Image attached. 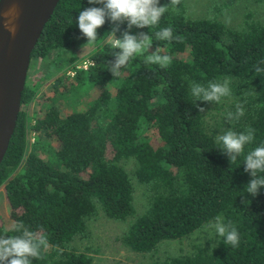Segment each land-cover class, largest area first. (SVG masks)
<instances>
[{
  "label": "trees",
  "instance_id": "trees-1",
  "mask_svg": "<svg viewBox=\"0 0 264 264\" xmlns=\"http://www.w3.org/2000/svg\"><path fill=\"white\" fill-rule=\"evenodd\" d=\"M93 6L101 5L59 0L31 57L52 54L50 61L61 57L74 67L79 59L72 49L79 38L87 42L76 21L80 11ZM126 27L121 25L117 37ZM165 27L181 39L157 40L155 32ZM112 28L107 22L98 30L91 63L75 68L73 75L66 68L57 77L59 92L32 114L29 103L43 82L33 85L26 76L14 132L0 162L10 219L6 224L0 215V236L17 235L13 226L23 221L50 245L33 264H93V256L73 247V241L86 233L98 210L115 219L132 216L121 239L141 252L221 216V222L236 226L238 247L217 235L187 253L168 255L161 264H264V187L256 197L244 192L253 177L243 164L244 155L264 144V72L254 68L264 69V21L251 12L234 24L216 14L193 16L181 0L158 26L132 28V34L149 33L152 48L117 77L107 65L115 60L105 36ZM157 48L172 58L168 67L144 63ZM225 80L231 96L220 103L194 101L192 84ZM237 103L245 112L231 123L227 112L235 113ZM151 126L156 140L147 134ZM248 128L255 130V139L231 164L215 137ZM129 157L135 159L134 176L146 187V206L137 214L134 182L122 163Z\"/></svg>",
  "mask_w": 264,
  "mask_h": 264
},
{
  "label": "clouds",
  "instance_id": "clouds-1",
  "mask_svg": "<svg viewBox=\"0 0 264 264\" xmlns=\"http://www.w3.org/2000/svg\"><path fill=\"white\" fill-rule=\"evenodd\" d=\"M90 5H101L100 7H87L79 12L77 24L79 30L84 37L87 38V44L83 45V50L89 44L95 43L98 38V30L107 22H111L113 28L106 33L107 43L113 49L111 55L115 56L114 61H108V70L114 77L120 75V70L127 67L129 62L136 59L140 55L149 53L152 48V36L147 32H139L132 34L133 27L138 29L152 28L158 26L160 20L169 11L170 7L180 5L181 0H170L169 4L161 5L160 0H88ZM4 17V27L15 35L16 19L19 11L15 5L2 13ZM126 24V29L117 37V33L121 31V25ZM155 38L159 41L171 42L173 39L179 41V36L173 35L171 27H165L155 32ZM118 51H115L117 50ZM172 58L167 54H161L157 48L151 54L144 58L145 64L159 65L166 68L170 65ZM264 63V60L260 61ZM257 73L264 72L254 66ZM229 81L222 83L210 81L205 87L203 84H192L191 95L196 99L204 101H215L220 103L222 98L231 96ZM198 107V106H197ZM203 113L205 109L200 108ZM244 107L242 104H236L235 113L229 111L227 116L229 122L239 121L244 115ZM255 130L248 128L244 132H236L227 130L222 135L215 137V140L224 153L228 155L230 163L237 161L238 157L244 155L245 146L253 143ZM245 171L249 172L253 179L246 185L244 192L256 197L261 187H264V144L253 148L244 155ZM242 195V194H241ZM249 203L247 199L241 201ZM221 216H217V223L213 229L215 234L223 238V242L227 246L238 247L240 243V235L236 226L231 222H220ZM13 231L17 235L0 236V264H33V260L43 259L42 252L49 248L47 238L36 231L30 230L25 226L23 221H17L13 226ZM211 231V230H210ZM208 239H212L209 235ZM217 247L213 244L212 248Z\"/></svg>",
  "mask_w": 264,
  "mask_h": 264
},
{
  "label": "rangeland",
  "instance_id": "rangeland-1",
  "mask_svg": "<svg viewBox=\"0 0 264 264\" xmlns=\"http://www.w3.org/2000/svg\"><path fill=\"white\" fill-rule=\"evenodd\" d=\"M185 2L188 13L193 16L216 14L227 23L234 24L240 22L244 14L251 12L255 17L264 21V0L261 2L253 0H185ZM77 44L72 49L76 58L79 60L88 59L93 52V44H89L84 50L82 46L87 42L83 38H79ZM51 56L52 54L47 58L32 56L30 59L27 71L29 81L33 85L43 82L42 85L37 86L35 96L29 103L31 114L34 113V108L38 105H45L50 96L59 92L58 84H56L57 77L63 74L66 68H70L66 66L67 64L61 57L59 62L50 61ZM63 56L65 57V54ZM94 90H92V94L95 93ZM147 134L150 138L152 137L151 139L155 138L156 140V127L151 126L147 130ZM33 139L34 133H30V140ZM122 163L134 182L135 214H137L143 211L146 206V187L134 176L135 159L129 157ZM0 215H2L4 223H10L9 207L2 187H0ZM131 218L132 216H128L126 219L110 218L103 211L98 210L97 214L89 220L86 233L75 238L73 247L91 254L93 264H161L168 255L187 253L191 251L194 244L207 242L209 235L212 238L217 237L212 230L217 220H213L185 236L163 240L152 251H135L126 246L121 239Z\"/></svg>",
  "mask_w": 264,
  "mask_h": 264
},
{
  "label": "water",
  "instance_id": "water-1",
  "mask_svg": "<svg viewBox=\"0 0 264 264\" xmlns=\"http://www.w3.org/2000/svg\"><path fill=\"white\" fill-rule=\"evenodd\" d=\"M59 0H0V162L14 132L31 53ZM15 5L16 32L4 27L2 13Z\"/></svg>",
  "mask_w": 264,
  "mask_h": 264
},
{
  "label": "built area",
  "instance_id": "built-area-1",
  "mask_svg": "<svg viewBox=\"0 0 264 264\" xmlns=\"http://www.w3.org/2000/svg\"><path fill=\"white\" fill-rule=\"evenodd\" d=\"M90 63H91L90 58L79 60L77 61V63H75L74 67H71L67 70V73L73 75L75 72V68H86Z\"/></svg>",
  "mask_w": 264,
  "mask_h": 264
}]
</instances>
